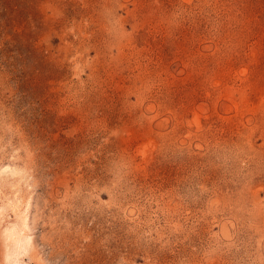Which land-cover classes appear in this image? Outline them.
<instances>
[{
  "label": "rangeland",
  "instance_id": "374dc122",
  "mask_svg": "<svg viewBox=\"0 0 264 264\" xmlns=\"http://www.w3.org/2000/svg\"><path fill=\"white\" fill-rule=\"evenodd\" d=\"M0 210L24 264H264V0H0Z\"/></svg>",
  "mask_w": 264,
  "mask_h": 264
},
{
  "label": "bare ground",
  "instance_id": "6f19581e",
  "mask_svg": "<svg viewBox=\"0 0 264 264\" xmlns=\"http://www.w3.org/2000/svg\"><path fill=\"white\" fill-rule=\"evenodd\" d=\"M1 212L2 210L0 214ZM25 216L27 215L23 212L18 213L14 224H8L2 228L3 230L0 229V264H24L20 256L31 245V236L28 233L29 227Z\"/></svg>",
  "mask_w": 264,
  "mask_h": 264
}]
</instances>
